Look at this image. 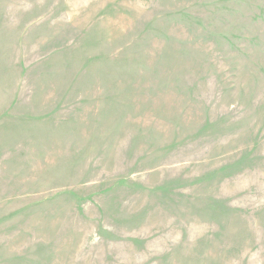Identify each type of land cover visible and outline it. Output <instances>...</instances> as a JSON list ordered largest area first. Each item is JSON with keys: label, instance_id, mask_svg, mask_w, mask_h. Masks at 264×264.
<instances>
[{"label": "rangeland", "instance_id": "obj_1", "mask_svg": "<svg viewBox=\"0 0 264 264\" xmlns=\"http://www.w3.org/2000/svg\"><path fill=\"white\" fill-rule=\"evenodd\" d=\"M0 264H264V0H0Z\"/></svg>", "mask_w": 264, "mask_h": 264}]
</instances>
